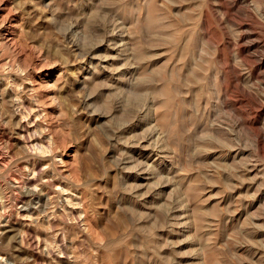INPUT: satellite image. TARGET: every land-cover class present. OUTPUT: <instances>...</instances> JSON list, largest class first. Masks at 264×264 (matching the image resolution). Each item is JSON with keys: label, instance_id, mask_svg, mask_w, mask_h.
I'll return each mask as SVG.
<instances>
[{"label": "rangeland", "instance_id": "rangeland-1", "mask_svg": "<svg viewBox=\"0 0 264 264\" xmlns=\"http://www.w3.org/2000/svg\"><path fill=\"white\" fill-rule=\"evenodd\" d=\"M0 78V264H264V0H0Z\"/></svg>", "mask_w": 264, "mask_h": 264}, {"label": "bare ground", "instance_id": "bare-ground-1", "mask_svg": "<svg viewBox=\"0 0 264 264\" xmlns=\"http://www.w3.org/2000/svg\"><path fill=\"white\" fill-rule=\"evenodd\" d=\"M233 78H232V81H233V85H234V88H235V91H239L240 93H242V95H243V93H245V89H243L242 87H241V85H240V76L238 75V73L236 72V71H234V73H233ZM9 77V76H8ZM8 77H6L5 76V80H10V78H8ZM1 79V78H0ZM3 80V79H2ZM1 80V81H2ZM4 80V81H5ZM7 82V81H6ZM4 83V82H3ZM18 83V82H17ZM10 84V83H9ZM11 89H12V92H15V88H16V90H17V94H14V93H11V94H7L8 95V97L9 98H11V100L9 101V102H7L5 99H4V97H3V99H2V104L4 105V104H9V109H8V111H7V113L9 112V114H7V115H9V119H10V121H12V119L13 118H15V117H17V118H19L20 116H27L28 114H27V111H28V107H27V105H26V103H25V101L23 100V97L19 94V92H20V89L19 88H17V85L14 83H11ZM7 88H9L10 89V87H8V85H7ZM5 89V88H4ZM6 90V89H5ZM8 90V89H7ZM6 93H7V91H5ZM4 92V93H5ZM8 92H9V90H8ZM16 93V92H15ZM6 95V96H7ZM244 96V95H243ZM7 97V98H8ZM245 97V96H244ZM6 98V97H5ZM253 104L252 105H255L254 107H256V108H262V105L260 104H258V102H256L254 99H250V98H248ZM2 104H1V106H2ZM29 106V105H28ZM4 108H6L7 109V106L5 107V105H4ZM29 109H30V107H29ZM254 109V108H253ZM13 110H15L16 112H14ZM19 116V117H18ZM22 117V119H24V121H25V118H28L29 116H27V117H24L23 118ZM21 119V118H20ZM23 120L21 121V126H20V123H19V125H18V127L20 126V128L21 127H23V122H24ZM20 135V134H19ZM23 136V135H22ZM25 137H27V136H25ZM24 136H23V138H25ZM21 139V138H20ZM256 139H257V142H258V144H259V146L260 147H264V134H263V132H262V130H257V133H256ZM22 141V140H21ZM32 141V140H31ZM39 145V144H38ZM37 144H35V148H34V151H36L38 154H39V152L41 153V150L43 151V150H45L46 149V147H44V145L42 146V145H39L38 146ZM34 146V145H33ZM38 146V147H37ZM47 150V149H46ZM36 153V154H37ZM44 153V152H43ZM46 155V154H45ZM6 161V159L5 158H3L1 155H0V165L1 166H3V165H5L3 162H5ZM11 165V164H10ZM6 166V165H5ZM34 167V166H33ZM32 168V167H31ZM34 168H36V167H34ZM34 168H32L33 170H34ZM29 169V168H28ZM31 172V171H30ZM34 172V171H33ZM39 172V171H38ZM40 173V172H39ZM34 175V174H33ZM39 175V174H38ZM33 177V176H32ZM50 177V176H49ZM35 179H36V177H35ZM34 178L32 179L31 178V180H28L27 182H25V184H21V186H19V188L20 189H27L28 188V191H27V194H28V196H31V197H37L38 199H40L41 200V198L42 197H44V192L47 190V189H44V187L42 188L41 187V191L40 192H38L37 190L38 189H40L39 187H40V185H36L35 184V180ZM38 179V178H37ZM42 179V178H41ZM43 181V180H42ZM52 183H54V182H52ZM48 188V187H47ZM64 191H67V190H64ZM61 192V191H60ZM47 193H49L48 191H47ZM62 193H63V191H62ZM65 194V193H64ZM74 197V196H73ZM67 200V202L66 203H68V205H72L73 204V206H75V209L77 208L76 206H78V205H80V202L78 201L77 202V200H78V198L77 197H75V198H72V197H70V198H67L66 199ZM76 200V201H75ZM48 202V201H47ZM48 205V204H47ZM47 205H42L41 207L43 208V207H45V208H47ZM6 207V206H5ZM28 208V207H27ZM73 209H74V207H73ZM44 210H46V209H44ZM28 211H29V209H28ZM12 218V216H8V221L6 222V224L4 225L5 227V229L7 230L6 231V233L7 232H13V226H11V225H9V222H10V219ZM26 219V218H25ZM2 220V215H0V221ZM49 220V219H48ZM22 224V223H21ZM2 226V225H1ZM0 226V227H1ZM0 231H1V229H0ZM28 235V234H27ZM50 240V239H49ZM49 240L47 239V240H45L44 241V246L46 247V248H48V249H50V247H51V242H52V240H51V242L49 243ZM57 239H55V243H57L58 242V240L56 241ZM59 244V243H58ZM57 245V244H56ZM59 247V246H58ZM52 248H54V246H52ZM0 261H3V263L4 262H6V261H8V259H4V258H2ZM10 261V260H9ZM8 261V262H9ZM16 261V260H15ZM7 264V263H6Z\"/></svg>", "mask_w": 264, "mask_h": 264}]
</instances>
